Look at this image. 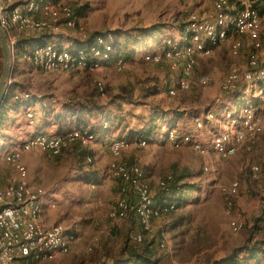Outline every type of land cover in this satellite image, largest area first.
I'll list each match as a JSON object with an SVG mask.
<instances>
[{"label": "rangeland", "instance_id": "obj_1", "mask_svg": "<svg viewBox=\"0 0 264 264\" xmlns=\"http://www.w3.org/2000/svg\"><path fill=\"white\" fill-rule=\"evenodd\" d=\"M215 1L57 0L51 13L43 16L46 20L57 22L63 18L62 10L68 7V4L74 8L85 7L87 11L84 12L83 18L78 20V29L76 24L72 28L60 29V34L65 30V33L68 31V34L78 38H85L95 32H127L137 26L156 27L160 32L155 35L159 38L157 47L151 45V50H148L146 46H142L138 56L122 64V67L111 62L107 66L98 65L88 69L78 65L68 70L44 71L18 58L28 67L24 64V67H21V70L26 72L25 76L18 79L23 82V92H18L17 95L25 97L27 93L32 97L51 96L52 100L58 102L92 98L102 106V113L108 114L111 119L109 124H103L105 132H102V129L99 131L101 133H95L98 134L95 142L94 139L82 138L84 135L80 129L63 131L62 133L67 132L61 135L66 137L65 146L57 156L50 155L40 148L24 150L20 157L23 173L16 172L0 156V180L4 182L1 184L5 187L12 179L22 180L29 185V190L35 193L36 189L44 191L37 195L41 204L43 194L45 199L46 196L49 197L44 211L48 223L43 219L44 224L60 227L66 235L75 240L66 255L56 254L57 256L47 261L33 264H112L122 246L128 244V240L131 241V233H140L146 242L153 244L154 259L158 264H210L215 259L227 256L233 248L243 245L248 238L251 241L264 239L263 118H260L261 126L252 137V143L246 142V146H240L235 155L221 158L210 150L213 137L221 134L230 125L227 114L232 116L235 122L242 118L243 109L247 106L264 114V103L250 102L264 91V83L245 82L242 79L241 88L238 87L241 90L235 94H228L231 92L222 88L230 70H236L231 68L232 66L237 67L239 76L246 72L245 67L248 66L243 64L244 51L251 40L252 46L259 44L257 48L253 46L255 53L259 50L260 55L264 56V13L258 14L260 23L257 24L255 38L232 34L227 38L233 39L232 44L239 43L236 50H230L231 40H224L222 44L214 46L207 56H194L195 65L188 80L187 91L176 88L182 60L165 57L166 51L185 45L184 39L188 31L194 28H189L191 24L212 20L220 12ZM251 1L253 3V0ZM70 14L72 15V11ZM185 23V33L180 38L179 34ZM13 33L7 35L9 43L16 41L15 36L19 34ZM55 35L59 34L50 36ZM165 41L168 47L162 49ZM47 43L52 42L41 44ZM61 50L68 53L66 49ZM161 54H164V57L160 56ZM91 55L93 58L98 56L93 53ZM147 56L157 57V62L148 60ZM234 56L238 58L235 59ZM249 59L264 62L259 60L258 54L256 56L253 51L249 54L247 62ZM156 63L162 65L157 66ZM170 64L175 65L174 70L169 67ZM2 66L0 50V76ZM12 68L13 63L6 94L14 72ZM245 83L247 88L244 87ZM152 86L159 88V94L148 97V88ZM170 89L175 90L172 96L168 94ZM261 98L264 100V96ZM156 106L194 111L203 117L187 121L180 116L177 117V122L168 119L170 123L167 124L172 126L169 128L164 124L165 119H159L160 115L155 111ZM28 108L30 109L25 116L21 109L20 112L9 115L23 117L28 122L38 121V105L32 104ZM207 111L209 113L206 114ZM93 116L97 115L94 113ZM205 122H208L206 126ZM8 125L0 128L5 130ZM185 126L187 131H182L181 134L194 137L208 149L206 154H198L187 144L173 145L168 141L165 136L166 132H169L168 129ZM52 130L48 127L35 136L44 133L53 136ZM69 132L77 138L70 141V136L67 135ZM141 132L149 134L148 142L143 147L136 143L142 140L138 137ZM13 134L15 139H18L17 133ZM118 140H123L124 146L114 153L110 149V143H117ZM73 142L88 146L86 149L92 155L91 163H87L89 158L87 162H81V170L92 173L88 183L78 178V150H67ZM172 142L179 141L174 139ZM111 164L136 168L139 180L149 187L151 203L157 204L161 201L159 183L163 181L166 184L172 177L184 175L182 182L192 187L176 195V198L180 199L177 209L149 219L145 229L140 224L137 213L138 221L133 211H130V214H118L116 218L109 217L110 210L121 197L117 189L118 183L111 174ZM20 175H24L26 180ZM233 182L238 183L236 192L225 194L223 189L229 188ZM125 197L131 207L138 205L132 189ZM228 201L231 203L230 207H227ZM43 210L42 207V218ZM233 220L241 222L242 228L239 231L230 228L229 224Z\"/></svg>", "mask_w": 264, "mask_h": 264}, {"label": "bare ground", "instance_id": "obj_2", "mask_svg": "<svg viewBox=\"0 0 264 264\" xmlns=\"http://www.w3.org/2000/svg\"><path fill=\"white\" fill-rule=\"evenodd\" d=\"M232 1L216 0L215 4L220 12L212 20L205 21L201 24H195L196 28L194 27V24H191L189 28H194L188 31V35L184 39L185 45L178 46L177 48L165 52V57L167 59L182 60V69L179 75L180 78L177 81V89L182 91L188 90V80L190 79L191 71L195 65V55L207 56L214 46L218 45L223 40H226L231 34L235 36L248 35L252 38L257 36L259 17L251 9V6L248 5V0H246L248 3H245L244 0ZM52 6L53 3L49 0H19L17 2L0 0V26L7 35L13 32H31L40 35L45 31H51L45 33L58 34L61 32V27H74L73 20L61 23L60 21H49L43 18V16L51 13ZM17 10H19L18 14ZM64 12V16L66 15L69 17V10L66 9ZM251 16L253 19L258 20H250ZM25 20L30 22H24L23 24L22 21ZM15 42L16 41H10V46L13 51L15 49ZM253 46L257 48L259 44L255 43ZM203 47L204 49H208L205 54H203ZM238 47L239 43H233L231 48L236 50ZM38 51L39 53L37 55ZM94 55H98V53H94ZM21 58L24 61L31 63L35 68L44 71L68 70L70 67H77L80 65L77 63L78 60L74 59L70 52L65 53L59 51L52 43L32 46L27 50V53L22 55ZM81 58L82 57L80 56V59ZM146 58L157 62V59L154 56H150V58L147 56ZM115 63L121 65L122 62L117 60ZM260 64H264V62L250 60L248 62V67H259ZM98 65L99 64H94L93 68ZM169 67L172 70L175 69L174 64H170ZM241 75L245 82L264 81V69L258 71V73L244 72ZM235 78L236 70L232 69L226 76L222 88L231 93L236 91L238 89V83L234 81ZM184 80L186 89H184ZM168 94L170 96L174 95L175 90L170 89ZM227 116L230 118V126L231 129H233L225 130L221 134L216 135L213 137L210 144V150L221 158H223V156H225L224 158H228L235 155L240 146L243 144L246 146V142H251L252 137L261 126V116L250 107H244L243 116L239 120L238 125H236L232 116H229V114H227ZM252 122V127L249 130H246L244 135L240 136L243 128ZM168 130L169 132H166L165 134L168 141H173L174 139L178 140L181 144L191 146V148L200 155L206 154L208 151L206 148V152H203L200 148L202 145L189 134H181L177 129ZM81 134L84 135V137H82L84 139H93L88 133L83 132ZM67 135L70 136V141L77 138L70 132ZM61 138H63L61 135L49 136L41 134L34 136L23 144L25 145L24 150L40 148L47 151L50 155L57 156L64 148L65 140H59L56 146H52L50 141H56V139ZM123 143V140H118L117 143L113 144L110 143L111 151L116 153L119 149L123 148ZM136 143L138 146L143 147L146 144V141L142 139L138 140ZM14 152H16V150L7 152L4 156V160L10 159V156H13ZM5 162L14 168L16 172L23 173L24 168L20 161L12 162V160H5ZM110 168L112 176L117 178L120 182L119 192L121 195L117 204L109 212L110 218H115L118 214L129 213L135 208L130 206L125 197L130 189L133 191V184H129V178L132 176L134 191L137 193L138 201H146V203L138 202V205L136 206V213L139 217V222L145 229L148 226L149 219L157 218L164 212L175 210V206L169 202H159L157 204L150 202L149 187L139 180V174L136 168L127 167L124 164H111ZM204 170H206V168H204ZM10 182H12V184H19V191H15V198L33 200V204H27L28 219H32L33 224H37V231H44L45 227L47 236H53L51 245H43L36 248V255H34V251H27V261H33V263L42 262L49 260L53 255H66L69 253L71 246H73L72 243L75 241L74 238L66 235L60 227L47 226L41 221L42 204L40 203V198L34 191L29 190L28 186L23 183L22 180L12 179ZM165 186L166 184L163 181L159 183L161 189H164ZM237 188L238 183L233 182L229 188L223 189V192L225 194H231L236 192ZM34 196L36 197L33 199ZM0 201H13V194L8 193L5 188L0 189ZM230 206L231 203L228 201L227 207ZM3 214H6V204H0V225L3 224ZM142 226L141 228H143ZM229 226L233 231H239L242 228L241 222L235 220L231 221ZM131 239L132 241L139 243L142 240V235L136 233ZM0 264H23V257L18 255V253H15L13 248H11V244L9 242H3V239H0Z\"/></svg>", "mask_w": 264, "mask_h": 264}, {"label": "trees", "instance_id": "obj_3", "mask_svg": "<svg viewBox=\"0 0 264 264\" xmlns=\"http://www.w3.org/2000/svg\"><path fill=\"white\" fill-rule=\"evenodd\" d=\"M53 4L57 0H49ZM233 2V1H232ZM251 9L257 14L262 15L264 13V0H248ZM85 8V7H84ZM82 7L74 8L71 4H68V7H64L63 18L61 23L67 21H74V27L76 24V29L79 28L78 20L83 18L84 12L87 9ZM68 9L69 13L72 11V15L68 13L69 17L66 19L64 10ZM71 9V10H70ZM260 19V17H259ZM187 23L183 26L180 37L185 33ZM107 32V33H106ZM95 32L93 35L86 36L85 38H78L79 42H76L78 48L71 49L65 48L68 52H71V55L74 59L78 60L77 63L84 66V69L92 68L94 64H99L100 66H107L111 62L115 63L117 60H120L123 64L132 61L135 57L138 56L139 49L142 46H146L148 50H151V45L159 44V38H156L155 35L160 32L156 27L145 28V27H135L127 32ZM21 35V33H19ZM55 35L57 38L65 37L64 34ZM51 33H43L38 37L34 36H21L16 38V44L14 49L15 58L22 57L23 54L27 53V50L30 48V43L39 44L43 40L51 39ZM122 38V39H121ZM109 40V41H108ZM49 42V41H47ZM43 43V42H42ZM46 43V42H45ZM54 44V43H53ZM56 45V44H55ZM57 46V45H56ZM55 46V48H56ZM163 48L168 47L166 41L162 44ZM57 50L62 51L61 49ZM79 54H77L78 52ZM91 53H98L96 58H93ZM82 57L80 59V56ZM155 65L159 66L162 64L156 63ZM13 71V70H12ZM262 84V83H259ZM238 88L236 91L228 94L238 93L240 90ZM159 94V88L157 86H152L148 88V97L155 96ZM19 96L17 94L5 95L3 101L0 105V127H3L10 123L9 113L14 112L19 105L37 104L38 105V123L43 126L55 125L58 132L69 131L73 128L80 129L82 132H87L88 135L92 136L94 142L96 141L95 133L101 131H106V128H102L103 124H109L111 119L108 114L102 113V106L91 99L83 100H66L64 102H58L52 100L50 97H32L29 94ZM156 113L160 115L159 119H165V125L169 128H172L168 121V117H177L179 115H194V111L189 110H179L178 108H166L164 109L161 106H156ZM183 111V112H182ZM97 116H93V114ZM209 111L206 112V114ZM199 117V116H197ZM104 124V125H105ZM172 124V123H171ZM159 126H157V130ZM179 132H182L181 129H177ZM67 133V132H64ZM63 133V134H64ZM101 133V132H99ZM161 133V132H159ZM62 135V133H61ZM138 137L148 142L149 134L141 132L138 134ZM88 146L81 145L78 142H73L68 146L67 150L71 148L70 152L78 150L76 155V164H77V173L78 178L82 179L84 183H88L89 179L92 177V173L89 171L81 170V162L86 161L89 158L91 163L92 155L87 151ZM78 148H82L79 150ZM66 150V149H64ZM63 150V151H64ZM66 150V151H67ZM75 156V155H74ZM91 161V162H90ZM91 176V177H90ZM111 176V175H110ZM109 176V177H110ZM112 177V176H111ZM182 177L184 175L171 178L166 181V186L164 189L160 188V202H169L175 206L177 209L178 201L180 199L176 198L180 192L184 193L191 189L192 186H189L182 182ZM113 178V177H112ZM118 183V191H120V182L117 178H113ZM130 214V213H129ZM134 214V213H133ZM137 218V216H136ZM264 219V216H263ZM138 221V218H137ZM139 224V222H138ZM140 226V225H139ZM136 234V233H135ZM134 234L130 235V239ZM132 241V239H131ZM128 240V244L125 243L120 249L118 257H115L112 264H158L157 260L154 259L155 252L153 251L152 243H148L142 236V240L139 243L131 242ZM130 244V245H129ZM210 264H264V239H256L251 241L247 239L246 242L236 248H233L232 251L225 257L215 259Z\"/></svg>", "mask_w": 264, "mask_h": 264}, {"label": "crops", "instance_id": "obj_4", "mask_svg": "<svg viewBox=\"0 0 264 264\" xmlns=\"http://www.w3.org/2000/svg\"><path fill=\"white\" fill-rule=\"evenodd\" d=\"M17 1H19V0H17ZM33 34L32 33H28V32H23V33H21V35L20 34H17V36H15V37L18 38V37H21V36H24V37L25 36L26 37L27 36H35ZM63 34L65 35V37L57 38L55 36H52V38L51 39H48L47 41L56 44L61 49H65V48H73V49H75V48H78L77 45H76V42L78 43L79 42V39H78V37L76 35H73V34H70V33L68 34V31H66V33H65V30H64ZM242 37L249 38L248 36H242ZM228 40L229 41L231 40V42H230V50H231V46H232L233 39L229 38V39H226L225 41H228ZM47 41L46 40H43L39 44H35V43H32V42H29L30 43L29 45L30 46L40 45L42 42H47ZM66 42L68 44H65ZM248 45L249 46H248L247 50L246 51L243 50L244 51V54H245V60H244L243 64H246V66H248V62H247L248 61V57H249V54L252 53V51L254 52V54L256 56L258 54L259 60H264V56L262 54L260 55L259 50H258V53H255L256 51H254V48L252 46V40H251V43H249ZM234 58L237 59L238 56H234ZM251 58H253L252 55H251ZM13 61L14 62H13V68L12 69L14 70V72H13L12 80L10 82V86H9V90H8V93H9L10 96L13 95V94H16L18 92L19 93L20 92H23L22 91L23 82L22 81L21 82L18 81V79H20V77L25 76V72H26V70H21V67H24V65L26 63H24L21 60H18V58H15V57L13 58ZM25 67H28V66L25 65ZM259 83H264V82H259ZM245 86L247 88L248 85L245 83L244 87ZM261 96H264V91L262 93H259L258 96L252 98L250 102L251 103H255V104H257L258 102H260V104L264 103V100L261 98ZM31 105H26L25 103L23 105H19L18 108L14 112H12V115H14V113L17 112V111L18 112L21 111V113L25 116V114L27 113V111H29V109H30L28 107H30ZM247 107H249V106H247ZM258 107L260 108L261 106L258 105ZM254 109L263 118V121H262V125H263L264 124V114L259 113V111L256 108H254ZM17 115H19V114H17ZM180 116H181V118L183 117V120L186 119L187 121H189L190 119L192 120V119H194L195 117H197L199 115L197 113H194V115H179L177 117H180ZM9 117H10V123H8L9 125L6 127V129L5 130H2L0 128V156H1L2 159H4V156L6 154L5 152H9V151H12V150L20 149L22 147V145L26 142L27 139H29V138L37 135V134L42 133L43 131L47 130L48 127H50V128L53 129L52 130L53 131L52 134H54L53 136H58L59 134L61 135V133H62V132L60 133V132L57 131L55 125L43 126V125L39 124L38 121H35V122H31L30 121V122H28L23 117H20L19 118V116H14L13 117V116H10V115H9ZM177 117H170L169 116L167 119L172 120V121H175L176 120V122H177ZM199 117L202 118L203 115H200ZM232 119H233V117H232ZM186 123H188V122H186ZM235 123H236V125H238L239 121L238 122H235ZM205 124L207 125L208 122H205L204 125ZM230 128H231V126L229 125V127L227 129H230ZM179 129H181L182 131H185V132L187 131L186 126L185 127H182V128H179ZM212 129L214 130V128H212ZM263 129H264V125H263ZM49 131H51V130H49ZM13 132H16L17 133L16 134V137L19 136L18 139H15V134H13ZM214 132H216V131H214ZM20 177H22L24 180H26L25 177H24V175H20ZM2 182H3V180H0V184ZM3 184H4V182H3ZM3 184H1L2 186L0 185V189H2V187L5 188ZM44 199L45 198H44V194H43L42 207H43L44 210H43V218L41 216V221L43 223H45V222L48 223V221L45 220V213H44V211H45V208L47 207L49 197L46 196L45 202L43 204ZM41 215H42V213H41ZM43 219H44L45 222L43 221ZM54 256H57V255H53L52 257H54Z\"/></svg>", "mask_w": 264, "mask_h": 264}, {"label": "built area", "instance_id": "obj_5", "mask_svg": "<svg viewBox=\"0 0 264 264\" xmlns=\"http://www.w3.org/2000/svg\"><path fill=\"white\" fill-rule=\"evenodd\" d=\"M16 1L17 0H10V2H16ZM61 1L62 0H60V2ZM244 2L248 3L246 0H244ZM18 12L19 10H17V14ZM65 18L67 19V16H65ZM203 20H207V18L206 19L203 18ZM250 20H258V19H253L251 16ZM24 22H30V21L28 20L22 21L23 24ZM32 23H36V22H32ZM194 27L196 28L195 23H194ZM45 32H51V31H45ZM207 50L208 49H204L203 47V54L207 53ZM38 53L39 51L37 52V55ZM160 56H164V54H161ZM120 67H122V63ZM231 68H236V78L234 79V81L238 83V87H240L243 76H238L236 66H232ZM245 69L246 72L258 73V71L264 69V64H260L259 67H245ZM184 89H186L185 80H184ZM252 124L253 122L249 125H246L243 128V131L241 132L240 136L244 135L245 131L249 130L252 127ZM65 138L56 139V141H50V142L52 146H56L59 140H65ZM169 142L173 145L181 144V142H172L171 140ZM24 146L25 145H23L22 148L17 149L16 152H14L13 156H10V159H5V160H12V162L20 161V154L24 153ZM200 148L201 150H203V152H206V148H204L203 146ZM224 157L225 156H223V158ZM254 170H255V166H254ZM23 183H25V181H23ZM129 184H133L132 193H134L135 195L136 205L138 202L146 203V201L137 200V193L134 192L133 176L129 178ZM34 189H36V187H34ZM5 190H7L8 193L13 194V201H0V204H6V214H3V224L0 225V239H3V242H9L11 244V248H13L15 253H18V255L23 257V264H33V261H27V251H34V255H36V248L41 247L43 245H51L53 236H47L45 227H44V231H37V224H33V220L28 219L27 204H33V200H24L22 198H15V191H19V184H12V182H8V184L5 186ZM43 192L44 191H39V189H36V195H40ZM35 197L36 196H34L33 199ZM133 211H134V215L136 216V206L133 209ZM131 234H135V233H131Z\"/></svg>", "mask_w": 264, "mask_h": 264}, {"label": "water", "instance_id": "obj_6", "mask_svg": "<svg viewBox=\"0 0 264 264\" xmlns=\"http://www.w3.org/2000/svg\"><path fill=\"white\" fill-rule=\"evenodd\" d=\"M0 50L3 58L2 73L0 76V105L3 101L10 79V71L13 63L14 52L10 46L9 39L5 31L0 26Z\"/></svg>", "mask_w": 264, "mask_h": 264}]
</instances>
